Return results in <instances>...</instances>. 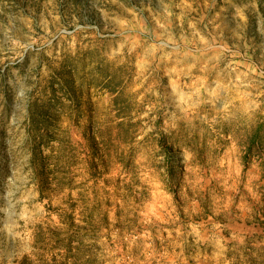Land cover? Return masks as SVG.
I'll use <instances>...</instances> for the list:
<instances>
[{"label": "rangeland", "instance_id": "374dc122", "mask_svg": "<svg viewBox=\"0 0 264 264\" xmlns=\"http://www.w3.org/2000/svg\"><path fill=\"white\" fill-rule=\"evenodd\" d=\"M0 264H264V0H0Z\"/></svg>", "mask_w": 264, "mask_h": 264}, {"label": "trees", "instance_id": "16d2710c", "mask_svg": "<svg viewBox=\"0 0 264 264\" xmlns=\"http://www.w3.org/2000/svg\"><path fill=\"white\" fill-rule=\"evenodd\" d=\"M6 101H7V108L9 107V102H10V97L7 95L6 96Z\"/></svg>", "mask_w": 264, "mask_h": 264}]
</instances>
